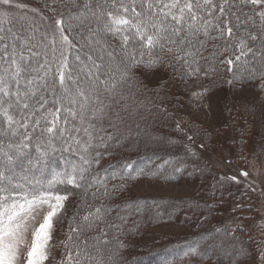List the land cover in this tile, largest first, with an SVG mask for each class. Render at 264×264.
Returning a JSON list of instances; mask_svg holds the SVG:
<instances>
[{"label": "snow or ice", "instance_id": "1", "mask_svg": "<svg viewBox=\"0 0 264 264\" xmlns=\"http://www.w3.org/2000/svg\"><path fill=\"white\" fill-rule=\"evenodd\" d=\"M13 8L28 6L0 0V264H105L106 237L121 234L145 209L142 201L113 202L127 186L109 188L116 174L103 169L101 175V162L147 134L150 120L170 115L169 81H179L175 107L182 90L190 106L210 110L205 101L224 69L230 75L224 82L241 98L247 89L259 93L244 100L246 108L264 106V0H44L42 8H28L33 15L21 16L18 27ZM175 129L186 135L188 157L200 159L212 149L210 133L207 143L194 145L181 121ZM170 163L176 172L187 167L169 159L148 172L161 174ZM133 171L146 174L126 161L120 179H135ZM253 175L259 169L221 175L210 195L219 189L222 196L224 186L240 184L241 177L245 193L256 192ZM77 194L81 201L65 240L57 241ZM205 207L210 215L213 205ZM58 243L64 252L56 260ZM244 254L233 246V258ZM185 255L207 258L195 247ZM108 264L120 261L109 257Z\"/></svg>", "mask_w": 264, "mask_h": 264}, {"label": "trees", "instance_id": "2", "mask_svg": "<svg viewBox=\"0 0 264 264\" xmlns=\"http://www.w3.org/2000/svg\"><path fill=\"white\" fill-rule=\"evenodd\" d=\"M26 1L36 8H42L44 4V0ZM13 23L17 27L19 26V22L13 21ZM219 77V85L226 86L227 83L224 81L230 78L229 73L221 69ZM178 83V80L169 81V88L173 97L168 101L170 115L167 117L159 115L156 117L154 123L150 120L148 122L147 134L142 132L139 139L133 138L122 147L113 149L114 154L106 156L101 162V175H104L103 169H109L110 172L116 174V179H108L109 188L113 184H126L127 186L126 190L117 196L113 202L120 203L123 200L142 201L144 202L145 209L144 212L133 214L128 219L125 229L121 234L117 235L116 232H113L106 237V239L111 240V243L107 248L101 249L102 259L105 264H108L109 257L119 259L120 264H164L165 261L170 262V264H207L211 261L242 264L258 257L256 244L248 230L242 227L236 230V227L217 224L214 221L218 206L230 199L234 200L243 196L245 188L242 183L228 182L223 188L222 196L219 189L216 190L214 197L210 195L213 191V185L217 183L219 176L222 174L212 164L211 160L209 161L208 158L207 160L204 158L203 154L207 152L202 153L200 159L191 158L186 155L184 145L188 144V141L186 135L176 131L175 121H181L184 132L187 135L194 136V145L207 143L208 141L205 137L206 134L210 133L212 137V149H214L216 132L209 127H203L199 123L198 125L197 121H192L191 117L185 114V111L181 107H175L177 103L175 84ZM150 95L154 96V94ZM139 99H143V97H139ZM179 103L182 105L181 99ZM143 127L144 125L142 124L141 128ZM149 137H166L167 139L152 141ZM244 143H246V140H244ZM60 155L58 152L55 159L59 160ZM178 158L182 159L187 165L186 168L181 169L179 172L174 171L172 163L160 169L161 174L153 175L151 172H148L149 169H154L156 165L163 164L165 160L172 159L174 162ZM126 161H133L134 166L145 169L146 174L137 175L133 171L132 175L135 179H120V173ZM193 165H196L199 169H203V171H196ZM148 179L177 183L195 182L197 183L198 191L195 196L188 198L172 196L152 197L136 194L134 187L139 182ZM80 201L81 196L79 194L71 199V217L76 210V205ZM206 203L213 205L210 215L205 207ZM157 212L160 213L159 216L155 215ZM134 221L139 224V230H136L134 227ZM163 224L188 226L194 224L195 226L188 235L169 236L154 231V227ZM129 229H131L130 232L128 231ZM216 229H221V231L217 232ZM225 229L229 231H225ZM67 230L68 222L65 225L64 234L60 241L65 240ZM95 234L92 232L88 235L93 236ZM121 243L124 245L122 248L119 247ZM233 246L237 250L243 248L245 254L233 258ZM189 247L197 248L198 252L204 254L207 258L201 259L200 256L185 255ZM57 252L56 260H59L64 252L63 247L59 245Z\"/></svg>", "mask_w": 264, "mask_h": 264}, {"label": "rangeland", "instance_id": "3", "mask_svg": "<svg viewBox=\"0 0 264 264\" xmlns=\"http://www.w3.org/2000/svg\"><path fill=\"white\" fill-rule=\"evenodd\" d=\"M15 2L27 5L28 8L34 7L26 0H15ZM28 8H13L14 21L19 22L21 16H32L33 14ZM175 94L177 95V89H175ZM179 96H182L180 98L181 109L191 117L192 121H197V124L209 127L216 132L214 149L203 155L206 160L207 158L209 161L211 160L212 164L218 168L222 175H238V170L240 169L249 170L250 172L259 169V175L251 177L256 180L258 190L256 192L248 191L237 199H230L219 205L214 218L217 224L236 227L239 223L242 228L250 232L258 250V257L242 264H259V254L264 250V229L259 227L261 221L264 220V192L260 191V189L264 188V106L256 102L254 105L249 104L246 108L244 104L245 99L251 102L259 96V93L247 89L243 93V98H241V94L234 93L228 84L226 86L219 85L205 101L207 105H210V110L197 109L195 106H190L187 103L188 97L184 95L182 90ZM237 101L240 102L238 103ZM244 140H246V143H244ZM241 141H243L242 145ZM253 157H255V160ZM244 158H247V162ZM222 160H230L232 163L225 165L221 162ZM240 179L245 188L247 181L242 177ZM134 191L136 194L152 197L172 196L188 198L195 196L198 190L195 182L177 183L148 179L139 182L134 187ZM237 204L251 205L252 210L236 208ZM234 209L236 210L234 211ZM71 211L72 207L69 202L63 227L56 235L57 241H60L63 237L65 225L71 217ZM194 226V224L189 226L163 224L154 227V231L169 236H183L190 234ZM58 248L59 243L53 251L55 259L57 258ZM211 262L230 264L217 261Z\"/></svg>", "mask_w": 264, "mask_h": 264}, {"label": "crops", "instance_id": "4", "mask_svg": "<svg viewBox=\"0 0 264 264\" xmlns=\"http://www.w3.org/2000/svg\"><path fill=\"white\" fill-rule=\"evenodd\" d=\"M209 264H216V262H211V263H209Z\"/></svg>", "mask_w": 264, "mask_h": 264}]
</instances>
